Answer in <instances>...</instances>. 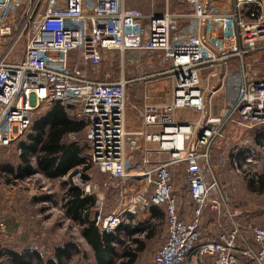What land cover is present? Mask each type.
<instances>
[{"label": "built area", "instance_id": "built-area-1", "mask_svg": "<svg viewBox=\"0 0 264 264\" xmlns=\"http://www.w3.org/2000/svg\"><path fill=\"white\" fill-rule=\"evenodd\" d=\"M170 1L163 13H145L125 0H0V148L31 128L40 107L63 106L85 122L88 142L83 163L66 179L91 195L90 177L86 179L83 170L94 165L110 177L107 182L120 187L115 210L104 213L102 199L97 200L94 221L100 230L112 233L128 216L162 208L166 237L152 264H189L205 219L214 216L218 222L223 215L230 230L199 244L197 264H208L206 257L213 258L212 264H242L241 257L248 256L251 264H264V227L239 224L236 218L243 212L228 208L212 163L213 149L225 140L227 130L264 127V77L248 62L249 56L264 50V0H181L192 10L179 13L171 10ZM20 7L24 18L19 21ZM116 53L122 63L127 53L158 55L160 68L151 77H172L171 102L143 113L145 123L163 124L161 133L126 128L128 86L134 80L125 71L118 78L111 72L94 76ZM232 60L242 71L239 93L218 114L207 116L200 72L226 68ZM183 109L206 118L177 123L176 112ZM150 142L170 152V160L145 171L143 190L128 189L126 182L133 178L127 172L128 157ZM244 163L236 159L230 173L247 176ZM178 165L185 168L192 203L186 216L175 194L173 168ZM7 231L0 215V236Z\"/></svg>", "mask_w": 264, "mask_h": 264}, {"label": "rangeland", "instance_id": "rangeland-1", "mask_svg": "<svg viewBox=\"0 0 264 264\" xmlns=\"http://www.w3.org/2000/svg\"><path fill=\"white\" fill-rule=\"evenodd\" d=\"M126 5L140 9L145 13H163L166 8V0H125ZM172 1L170 7H172ZM175 8V7H174ZM19 21L24 18L23 8L18 9ZM264 51H260L253 56L248 57V62L251 69L258 74L260 77H264V69L258 70V65L264 67ZM123 64V68L122 67ZM257 66V67H256ZM256 67V70L255 68ZM118 68V70H117ZM160 68V60L158 55L143 54V53H127L124 55V63H122V56L118 53L112 57L106 58L105 63L101 65V71L97 72L99 76L107 72L112 73V78H118L122 71H125L127 77L136 78L144 74H153ZM129 93V91H128ZM224 106V105H223ZM49 106H42L39 108L37 113L34 115L33 124L36 120L40 119L42 115L48 111ZM184 111L186 114H190L193 118H206L205 115L194 110H179ZM207 112V109H205ZM209 111V110H208ZM209 116V115H207ZM31 128L26 131L24 135H19L13 141V143L4 148H0V164L1 165H14L17 166L20 163L21 147L25 143H29L31 136L35 133ZM262 128H235L229 129L225 133V140H221L216 143L212 153V163L217 168V178L221 184L225 194L228 198V208L233 212H244L249 211L247 215L249 218L244 217V213L238 220L240 225H252V226H263L264 227V194L256 196L248 191L247 179L252 174L264 172V141L263 144L258 142V132ZM67 141H80L87 143L86 133L82 135L69 136ZM244 156H243V155ZM246 154V155H245ZM37 153H34L31 157V161H36ZM248 155V156H247ZM250 155V157H249ZM131 156V155H130ZM129 156V157H130ZM242 156V158H240ZM247 156V157H246ZM246 157V158H245ZM252 157V158H251ZM236 159L239 163H244V167L247 166V176L230 173V166L234 164ZM247 159H251V162H247ZM91 165L90 167H93ZM130 167V164H129ZM96 168L88 172L91 182L92 196L96 197V200L102 199L104 203L103 212L107 213L115 206L119 199V188L110 180L109 176H97ZM129 172V171H128ZM174 172V185L175 194L181 205V211L186 216L192 211V203L190 202L188 195V185L185 180V168L181 165L173 168ZM62 181H48L42 176H33L32 178L21 183V186L17 187L13 193V202L16 204L15 208L19 209L20 214L23 212L22 223H25L27 230L29 231V239L26 242V247L37 251L43 261H48L54 257V251L63 243L74 241L79 246L81 251L85 253V256L80 254V251H73V259L68 264H99L95 258V255L89 245L81 238L80 229L76 222L68 219L63 211L61 198L64 196L66 191L61 183ZM46 194L55 195V202L45 203L42 207H46L44 213H38V207L31 206L33 199L44 197ZM63 201V200H62ZM60 206V207H59ZM48 207V208H47ZM106 210V211H105ZM251 212V213H250ZM19 214V215H20ZM26 216V217H25ZM221 219L216 223L218 229L213 231L230 230L231 224L224 220L223 215ZM205 219L202 227L205 229L208 226L211 219ZM241 221V222H240ZM230 224V225H229ZM220 228V229H219ZM212 231V229H209ZM208 231V230H207ZM5 235V234H4ZM207 235V233H206ZM166 237V230L163 234V224H157L155 236L153 239L145 243L150 247V250L140 253L138 260L135 264H152L153 256L156 249L159 247L160 237ZM245 238L250 240L248 233H245ZM1 239V238H0ZM206 239V238H205ZM165 240V239H164ZM162 242V241H161ZM164 242V241H163ZM252 245V241H249ZM25 251L23 246L16 247L13 243L0 240V251ZM79 249V250H80ZM30 251V250H29ZM120 252V251H118ZM117 261V260H116ZM33 264H36L33 262Z\"/></svg>", "mask_w": 264, "mask_h": 264}, {"label": "crops", "instance_id": "crops-1", "mask_svg": "<svg viewBox=\"0 0 264 264\" xmlns=\"http://www.w3.org/2000/svg\"><path fill=\"white\" fill-rule=\"evenodd\" d=\"M171 10L176 13L190 12L192 10V7L186 1L173 0ZM256 67H254L255 70ZM257 68L258 70L264 69V67L261 68L259 65ZM100 72H102L101 69L99 73ZM212 74H216V75L212 76ZM152 75L153 74L150 75L144 74L136 78L134 77L130 78L134 80V82L128 86L130 101H129V105L127 106L126 128L129 130L141 129L146 131L147 133H153V134H158L163 131L162 123H157L153 125L145 123L143 119V113L145 111H148V107H165V105L171 102L173 82H172V77L169 74L157 75L151 77ZM94 76H96L97 78L102 77L99 76L98 73H95ZM200 77H201L200 87L205 91V96L207 97L206 113L207 115L212 116L218 114L222 110L223 105L227 100L232 99L238 95L239 93L238 84L241 82L242 71L238 61L232 60L229 66L226 68H220L214 70L211 68H204L200 72ZM211 87L214 88V92L207 91V89ZM53 106L54 105L49 106L48 111ZM48 111H46L45 114H47ZM66 112L69 118H71L72 120L77 122H83L74 119L70 115L67 109ZM45 114L42 116H45ZM175 116H176V122L183 124L194 123L195 121L201 119L196 117L193 118L190 114H186L184 111H180V112L177 111ZM49 128L50 125L47 126V130ZM83 133H86L85 129L80 133H78L77 136L78 135L80 136ZM65 142H67L66 139ZM80 145L83 147V150L79 154V157L81 159L84 158V155L88 150V142L87 143L80 142ZM170 156H171L170 152L162 150L160 148L159 143L157 142H150L147 143L146 145L139 147L133 154H131L130 157H128L127 160V172L129 171L128 173L133 178L129 179L126 182V188L136 191L143 190V188L147 184V178H145L144 176L145 171L152 169L157 162L170 160ZM26 165L27 162L23 159L22 150L20 153V163L17 166L0 164V215L6 220L8 224L7 233L5 235L0 236V238L5 239V241H8L11 244L13 243V245H16V247L23 246V250H25V251H19L17 249V251H0V264H33V262H35L36 264H40V260L42 264H68L71 263L73 259V254H72L73 251H80V254L85 256V253L81 251L79 246L75 244L74 241H70V239H68L67 242L63 243V245L55 249L54 257L50 258L48 261H43L40 257V254H38L37 251H32V249H29L28 247L25 246L30 236H29V231L27 230L28 229L27 226H25V223H22L23 220L21 215L24 216V214L23 212L20 214L19 209L15 208L16 204L12 200L14 198L13 193L16 190V188L21 186V183H24L26 180L37 175V176H42L44 179L48 181H53V182L57 180L62 181L61 183L63 185L64 190L67 192L68 189V184L66 183L67 182L66 178L68 177V173L57 179H49L45 177L42 173H40L39 168L36 165V162L31 161L32 174L28 175L29 173L26 172ZM93 167H91L88 172H90L93 169ZM95 168L97 171L96 172L97 176H101L103 178L104 176H106L105 174H102L97 167ZM118 188H119V199L116 202L115 206L112 208V210H109L108 212L115 210L118 203L121 200L120 187ZM64 196L60 199L61 200L60 204L62 203V207L64 204V201H62ZM54 202H55V195L46 194L44 197L33 199V203H31V206L38 207L37 209L38 213H44L46 207H42V205L45 206L44 205L45 203L52 204ZM157 208L163 211L162 208L159 207ZM62 209L65 212V216L68 219H71L69 216L66 215L65 209L64 208ZM151 209L152 208L142 211L136 216H128L125 220L126 221L125 225H123L122 227L125 229L127 227L135 229L137 232H135V234L133 235L134 238L141 239V241L144 242L145 240L149 241L153 239L155 233L152 238L145 239L143 234L138 232V230H142L146 227H149L150 225L163 224V234H164L166 230L165 214L164 217L162 218H156L152 213ZM95 213H96V209L92 208L90 212L91 214L90 216L92 219H94ZM248 213L249 211H246V214L244 213V217L249 218L250 216L247 215ZM210 217H211V222H209L208 226H206L205 229L202 227V238L200 242L197 244V248L190 255L189 264H197V262L194 260V257L198 251L200 243H204L206 241L214 239L218 234L222 232V230L213 231L218 229L217 227L218 223L214 221L215 218L214 216H210ZM71 220L76 222V224L79 226L80 236L86 242V240L84 239L81 233L82 226L79 225L77 221L73 219ZM236 220L242 221V219L239 218V216L236 218ZM209 229H212V231H210ZM249 234L248 236H250ZM120 239H121L120 241L122 242L119 244L117 243L115 245L116 251H120L118 252L119 257L115 259L117 260L116 262H119L121 251H123L125 246L129 243V240H131L127 232H123L120 235ZM160 239L161 240L158 243L159 246L163 243L165 236L164 238L163 236H161ZM86 244L89 245L87 242ZM251 246L255 250L258 249V245L256 242H252ZM58 250H62L60 251L61 252L60 256H57L59 253ZM147 250L149 251L150 247L146 245L144 251ZM205 261L208 264H212L213 258L206 257ZM241 261L242 264H250L247 261V259L243 257H241Z\"/></svg>", "mask_w": 264, "mask_h": 264}, {"label": "trees", "instance_id": "trees-1", "mask_svg": "<svg viewBox=\"0 0 264 264\" xmlns=\"http://www.w3.org/2000/svg\"><path fill=\"white\" fill-rule=\"evenodd\" d=\"M48 125L50 128L47 130ZM85 126V122H77L69 118L65 107L60 105L53 106L45 116L36 120L33 124L35 133L31 136L29 143H25L21 147L23 159L27 162L26 172L29 173L28 175L32 174L31 157L34 153H37L35 162L40 173L49 179H57L73 172L84 161L79 157L83 147L79 141L65 142V139L71 135H77L85 129ZM257 138L258 142L263 144L264 127L258 132ZM90 168L88 165L84 167L83 176L86 179L89 178L87 172ZM249 178L246 180L248 191L256 196L263 195L264 172L252 174ZM66 183L68 189L63 198V208L67 216L82 226V236L93 249L99 264H135L139 254L144 252L146 246L144 241L134 238L133 235L137 231L129 227L125 229L122 226L112 233L100 230L90 216L91 209L96 205V197L85 195L81 189L70 183V179ZM151 210L156 218L164 217V212L157 207H152ZM156 226V224L150 225L138 232L143 234L145 239H150L154 236ZM123 232H127L131 240L121 251L119 262H116L115 259L119 257V254L115 245L122 242L120 235ZM250 240L255 242L251 235ZM58 251L57 256H60L62 250ZM243 258L251 264V257ZM40 264H42L41 260Z\"/></svg>", "mask_w": 264, "mask_h": 264}, {"label": "bare ground", "instance_id": "bare-ground-1", "mask_svg": "<svg viewBox=\"0 0 264 264\" xmlns=\"http://www.w3.org/2000/svg\"><path fill=\"white\" fill-rule=\"evenodd\" d=\"M177 143H178V144H181V140H180V139H178V140H177Z\"/></svg>", "mask_w": 264, "mask_h": 264}]
</instances>
